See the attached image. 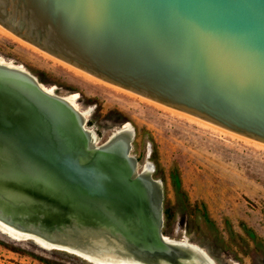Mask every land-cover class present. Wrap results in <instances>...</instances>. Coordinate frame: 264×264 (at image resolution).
<instances>
[{"label": "water", "instance_id": "1", "mask_svg": "<svg viewBox=\"0 0 264 264\" xmlns=\"http://www.w3.org/2000/svg\"><path fill=\"white\" fill-rule=\"evenodd\" d=\"M0 25L104 81L264 143V0H0ZM31 104L39 105L59 126H74L81 140L91 141L90 147L78 145L73 153L58 148L49 131L38 127L28 113ZM0 118L8 125L25 124L23 135L35 136L36 142L62 161L70 158L80 170L89 169L91 158L107 152L115 140L110 134L96 144L84 127L86 117L68 100L40 88L28 71L4 64ZM132 135L130 128L122 146L130 179L139 186L131 200L130 219L142 224L149 217L159 243L182 250L164 239L161 181L149 170L137 171L130 155ZM88 150L93 156L83 159ZM0 183L30 195L29 188L1 173ZM145 187L153 194L152 201L144 198ZM57 203L51 204L59 207ZM65 231L60 228L58 234ZM47 245L93 264H116L114 258L157 263L154 257L129 251L105 254L93 249L85 254L66 244Z\"/></svg>", "mask_w": 264, "mask_h": 264}, {"label": "rangeland", "instance_id": "2", "mask_svg": "<svg viewBox=\"0 0 264 264\" xmlns=\"http://www.w3.org/2000/svg\"><path fill=\"white\" fill-rule=\"evenodd\" d=\"M0 57L22 66L40 84L52 87L57 95L75 94V108L86 117L84 127L92 132L96 144L124 126L127 131L132 129L130 155L136 159L137 171L149 170L152 178L161 181L162 209L166 207L169 212L167 216L163 214V235L194 243L215 264H264L262 142L100 78L77 73L42 50L2 32ZM92 162L96 177L108 180L113 188L114 177L126 175L113 157L99 156ZM174 175L179 179V186ZM87 201L97 205L91 199ZM34 203L17 205L11 208L12 212L2 204L5 208H0V215L4 213L2 216L9 220L15 219L14 230L22 238L0 229V264H45L30 253L57 264H93L74 253L45 248L33 240V237L39 239V234L47 244L77 247L78 243L86 242L79 231L89 226L69 217L48 224L53 214L50 217L41 212ZM100 225L98 221L90 226L99 228ZM110 226L118 232L126 252L134 253L138 246L132 229L122 228L117 222ZM60 228L66 229L62 235L58 234ZM116 261V264H133L129 259L120 262L122 259L116 258Z\"/></svg>", "mask_w": 264, "mask_h": 264}, {"label": "bare ground", "instance_id": "3", "mask_svg": "<svg viewBox=\"0 0 264 264\" xmlns=\"http://www.w3.org/2000/svg\"><path fill=\"white\" fill-rule=\"evenodd\" d=\"M0 32L5 33V35L7 34L27 46L42 50L16 36L2 25H0ZM43 53L77 73L88 77L98 78L45 51H43ZM0 64L27 72L22 66L13 64L1 57ZM38 86L47 92L54 93L52 87H45L40 84L39 81ZM62 96L75 107V94ZM13 97L20 100L16 96ZM28 113L34 116V121L38 127H42L49 131L51 139L59 145L58 148L73 153L78 145L85 144L86 147H90L89 145L91 144V141L87 142L81 140L77 129L74 126H59L49 113L39 108V105L31 104ZM25 129V124L22 125L10 121L8 125L0 118V173L11 177L15 182L21 183L30 189L29 195L22 191H18V189L13 186L0 183V205L4 204V206L6 205V208L11 209L17 205L21 206L27 205L29 202H35L34 206L38 210L50 214V217L51 214H53V218H49V221L46 220L48 221V224L56 219H61V217H69L76 220L79 219L80 221L89 224V226L79 231L83 233L86 242L82 241L76 245L77 247H75L77 250L85 254H88V250L93 249H99L100 251L105 252V254H115L119 252L127 253L124 246H122L118 232H114L110 226L117 222L122 228L128 227L132 229L131 231L134 233L135 239L137 240L136 244L138 246L137 248H134L135 251L133 254L136 256L149 257L148 259L154 257L157 261L155 264H213L197 245L184 239L178 240L164 235V239L167 242L174 243L182 248V250H174L173 248V250H170L165 248L159 243L156 236L153 234L154 222L149 217H147L142 224L136 223L130 219L131 200H134L133 197L136 194L138 185L130 179L131 168L126 163L122 153L125 135L128 136L130 133L125 126L121 130L119 129V131L112 133V135L115 136L114 144L109 150H107V152L93 156L91 155V150H88L87 153H84L82 156L84 157L83 159L93 156L91 161L99 156H110L114 158V161L122 165L126 175L121 178L114 177V188L113 185L109 184L108 180H102L96 177L94 174L93 162L88 163L89 169L80 170L78 169L79 167L75 166L70 161V158L62 161L59 156L56 154L54 155L53 152L49 150V147L44 145L41 141L36 142L35 136L33 137L27 134L23 135ZM262 144L264 145V143ZM107 178L111 181L113 180L112 177ZM100 180L103 182L100 183ZM42 196L47 197L49 201L42 198ZM144 198H148L151 201L153 199V194L151 191L147 190L146 187L144 188ZM81 199L84 202H81ZM87 199L93 200L97 205L93 204L92 201H87ZM52 201H59L60 204L57 203L59 207L53 206L51 203L54 202ZM76 201L79 203L78 205L76 204ZM83 203L90 204L92 208H85ZM5 207H3V205L2 207L0 206V208L3 209ZM99 212L106 213L108 216H105L104 218ZM11 214L12 213H10V215ZM16 214L14 215V218L16 217ZM2 215L5 214L3 213L0 215V229L17 239H21L22 237L19 233L14 230V227L17 228L16 225H14V223H16L15 219H11L13 220L11 221ZM98 221L101 222V225H104H100L99 228L98 226H90ZM68 222L69 221H67V223ZM68 224H70V222ZM47 225L43 228L47 227ZM104 226H106V228H104ZM33 238L41 245L50 247L46 242L42 241V239L39 240L41 237H37L39 239H35V237ZM52 241L53 240L50 242ZM115 259L116 258H114V260Z\"/></svg>", "mask_w": 264, "mask_h": 264}, {"label": "trees", "instance_id": "4", "mask_svg": "<svg viewBox=\"0 0 264 264\" xmlns=\"http://www.w3.org/2000/svg\"><path fill=\"white\" fill-rule=\"evenodd\" d=\"M175 176V184L176 185H178L179 184V179H178V177H177V175H174ZM179 186V185H178ZM169 212H168V209L165 207V208H163V214L165 215V216H167V214H168ZM34 258H36V259H38V260H40L41 262H43V263H45V264H57V263H55V262H53V261H51V260H49V259H46V258H44V257H42V256H40V255H36V254H34V253H30Z\"/></svg>", "mask_w": 264, "mask_h": 264}]
</instances>
